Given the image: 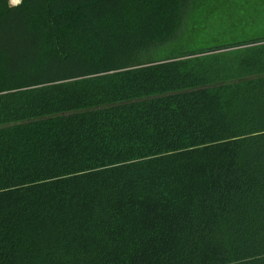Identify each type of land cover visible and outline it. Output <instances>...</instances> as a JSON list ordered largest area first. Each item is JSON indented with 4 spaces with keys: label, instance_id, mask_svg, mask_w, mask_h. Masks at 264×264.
Segmentation results:
<instances>
[{
    "label": "trees",
    "instance_id": "1",
    "mask_svg": "<svg viewBox=\"0 0 264 264\" xmlns=\"http://www.w3.org/2000/svg\"><path fill=\"white\" fill-rule=\"evenodd\" d=\"M227 3L0 0V264H264V12Z\"/></svg>",
    "mask_w": 264,
    "mask_h": 264
},
{
    "label": "rangeland",
    "instance_id": "2",
    "mask_svg": "<svg viewBox=\"0 0 264 264\" xmlns=\"http://www.w3.org/2000/svg\"><path fill=\"white\" fill-rule=\"evenodd\" d=\"M255 1L229 0V3L225 4L224 7L228 6V8L230 9L222 11L219 7L215 10V14L221 20L225 19L228 14H231L233 18L237 20L244 14H246V16L248 17L250 14V9H253L254 13L251 16V19L260 20L262 17V12H264V2H261V0Z\"/></svg>",
    "mask_w": 264,
    "mask_h": 264
},
{
    "label": "built area",
    "instance_id": "3",
    "mask_svg": "<svg viewBox=\"0 0 264 264\" xmlns=\"http://www.w3.org/2000/svg\"><path fill=\"white\" fill-rule=\"evenodd\" d=\"M21 0H8L9 5L16 6L20 4Z\"/></svg>",
    "mask_w": 264,
    "mask_h": 264
}]
</instances>
